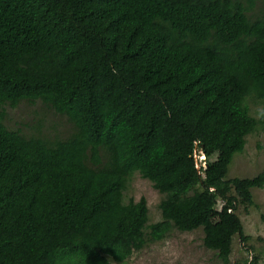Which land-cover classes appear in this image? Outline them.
Instances as JSON below:
<instances>
[{
    "label": "trees",
    "instance_id": "16d2710c",
    "mask_svg": "<svg viewBox=\"0 0 264 264\" xmlns=\"http://www.w3.org/2000/svg\"><path fill=\"white\" fill-rule=\"evenodd\" d=\"M36 101L74 133L5 126L6 105ZM257 129L264 0H0V264H126L198 229L230 264L264 170L227 175ZM136 172L164 196L159 222L124 201Z\"/></svg>",
    "mask_w": 264,
    "mask_h": 264
},
{
    "label": "rangeland",
    "instance_id": "374dc122",
    "mask_svg": "<svg viewBox=\"0 0 264 264\" xmlns=\"http://www.w3.org/2000/svg\"><path fill=\"white\" fill-rule=\"evenodd\" d=\"M246 103L250 115L258 119L262 110L261 104L253 98H248ZM4 110L5 126L28 137L41 136L54 143L69 138L75 131L74 125L66 116L49 110L40 101L21 102L16 107L6 105ZM202 160L203 157H200L199 167ZM263 170L264 132L257 129L246 137L245 151L235 156L227 179L252 178ZM253 194L258 208L240 205L236 212L249 240L243 242L235 237L230 264H242L248 259L251 263L253 255L259 257V264H264V224L261 221V215L264 214V189H254ZM163 197L153 187L152 182L142 178L138 172L132 175L124 193L125 203H137L142 198L146 200L149 209L148 224L162 220L159 205ZM203 237L202 229L190 233L173 230L166 239L150 243L143 250L135 252L126 264H222L216 252L204 247Z\"/></svg>",
    "mask_w": 264,
    "mask_h": 264
},
{
    "label": "clouds",
    "instance_id": "9594fccd",
    "mask_svg": "<svg viewBox=\"0 0 264 264\" xmlns=\"http://www.w3.org/2000/svg\"><path fill=\"white\" fill-rule=\"evenodd\" d=\"M201 157H203V154L201 155ZM203 159H204V157H203Z\"/></svg>",
    "mask_w": 264,
    "mask_h": 264
}]
</instances>
